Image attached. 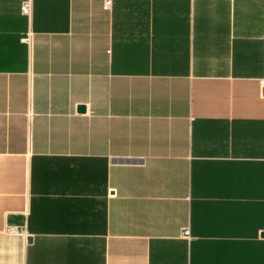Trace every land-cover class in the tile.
I'll return each mask as SVG.
<instances>
[{
	"label": "crops",
	"instance_id": "obj_1",
	"mask_svg": "<svg viewBox=\"0 0 264 264\" xmlns=\"http://www.w3.org/2000/svg\"><path fill=\"white\" fill-rule=\"evenodd\" d=\"M263 80L264 0H0V264H264Z\"/></svg>",
	"mask_w": 264,
	"mask_h": 264
},
{
	"label": "built area",
	"instance_id": "obj_2",
	"mask_svg": "<svg viewBox=\"0 0 264 264\" xmlns=\"http://www.w3.org/2000/svg\"><path fill=\"white\" fill-rule=\"evenodd\" d=\"M111 3V0H105V6H108L109 4ZM29 5L28 4H24L23 6H22V8H21V12H22V14H24V15H27L28 13H29ZM262 84H264V80L262 81ZM15 231H16V229L15 228H10L9 230H8V232L10 233V234H13V233H15ZM184 235H188V232L186 231V232H184Z\"/></svg>",
	"mask_w": 264,
	"mask_h": 264
}]
</instances>
